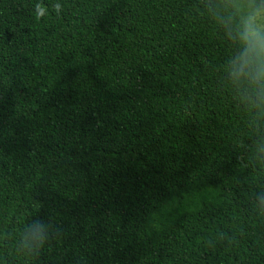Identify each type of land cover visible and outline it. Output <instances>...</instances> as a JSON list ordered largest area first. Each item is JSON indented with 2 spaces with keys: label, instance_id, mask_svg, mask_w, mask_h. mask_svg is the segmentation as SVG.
Masks as SVG:
<instances>
[{
  "label": "trees",
  "instance_id": "1",
  "mask_svg": "<svg viewBox=\"0 0 264 264\" xmlns=\"http://www.w3.org/2000/svg\"><path fill=\"white\" fill-rule=\"evenodd\" d=\"M208 3L0 0V264H264V109Z\"/></svg>",
  "mask_w": 264,
  "mask_h": 264
},
{
  "label": "clouds",
  "instance_id": "2",
  "mask_svg": "<svg viewBox=\"0 0 264 264\" xmlns=\"http://www.w3.org/2000/svg\"><path fill=\"white\" fill-rule=\"evenodd\" d=\"M207 14L228 49L221 72L240 106L264 109V0H209ZM254 203L264 208V191ZM48 238V225L36 219L23 232L27 250L36 255Z\"/></svg>",
  "mask_w": 264,
  "mask_h": 264
}]
</instances>
